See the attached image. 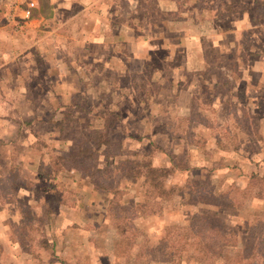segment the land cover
<instances>
[{
    "label": "rangeland",
    "instance_id": "obj_1",
    "mask_svg": "<svg viewBox=\"0 0 264 264\" xmlns=\"http://www.w3.org/2000/svg\"><path fill=\"white\" fill-rule=\"evenodd\" d=\"M29 1L37 6L25 18ZM52 2L67 5L53 9L50 0H0V24L6 23V12L16 22L0 27V65L7 67L0 86H6L9 98L24 90L23 95L31 93L39 121L55 116V128H50L57 139L47 143L41 136L31 138L46 162L52 154L68 155L80 145L93 150L96 139H108L125 154L106 158L102 150L107 146L101 145L94 166L108 167L119 158L168 164L173 158L195 169L174 172L166 181L169 191L160 214L143 211L135 217L133 209L114 207L111 211L120 219L110 218V194L93 191L88 184L92 179L80 181L78 172L63 171L57 178L33 183L34 196L44 199V185L61 182L52 200L70 198L93 215L86 224L95 229L101 264H201L196 260L198 244L189 242L186 252L169 256L160 243L166 226L185 225L196 213L215 214L225 221V230L235 232L236 246L211 244L223 250V260L212 258L214 264H225L249 235L263 262L264 198L255 192H264V0ZM16 34L21 44L11 48ZM34 40L39 42L31 60L19 64L12 58ZM57 56L68 65L59 77L53 76L60 72ZM34 72L31 81L28 75ZM8 124H0V133ZM42 124L25 125L22 131L44 132ZM26 142L22 139L16 151L30 164V152L21 149ZM16 151L10 153L18 156ZM0 156L5 173L8 160L1 148ZM206 165L219 169L211 172ZM120 187L118 200L127 206L143 197L140 181L124 178ZM201 199L221 205H205ZM55 206L33 211L41 214ZM36 230L23 225L13 231L25 242ZM211 232H202V237L209 238ZM77 235L65 232L58 244L75 245L80 242ZM171 238L173 251L182 248L181 235ZM82 260L88 259L83 255Z\"/></svg>",
    "mask_w": 264,
    "mask_h": 264
},
{
    "label": "crops",
    "instance_id": "obj_2",
    "mask_svg": "<svg viewBox=\"0 0 264 264\" xmlns=\"http://www.w3.org/2000/svg\"><path fill=\"white\" fill-rule=\"evenodd\" d=\"M52 1L53 0H50V2L53 4V9L62 8V6L67 5L65 2L54 3ZM4 19H6V23L3 22L0 24V27L2 28H5L6 25H8L7 23H16L15 20L10 17L8 12H6ZM15 38V44L9 43L11 48H17L18 45L21 44V41H19L20 36H17L16 34ZM38 42L39 40L32 41L25 49V52L14 54L12 58L16 57V60L19 64H22L26 59L31 60L34 55L32 51L35 49V46L38 44ZM12 52L15 53V50ZM2 56H4V53H1L0 51V58H2ZM56 59V63L60 72L53 74V76L59 77L62 76L61 72H64V70L68 68V65H66L64 61L61 62L59 60V56H57ZM5 65V63L0 65V85L3 84L1 76L6 75L7 67ZM131 70L133 71V69H130V71ZM28 76H30L31 81H33L35 78V72L30 73ZM6 77L7 75L4 78L5 80ZM4 87L6 86H0V124H9L6 126V128L2 129L0 133V148L3 150V153L6 152V161L8 160V166L5 173H3L0 169V177L7 176L11 165L17 164L21 167L22 173L25 174V177L32 182V187H20L17 191V199L21 201L23 200V203L31 210L30 217H28L30 219L29 223L25 222L24 218L21 216L16 202L0 200V264H101L98 262L99 248L96 246L93 238L95 229L93 230V228L88 227L86 224V222L91 217H93V215H88L86 212H83V208L79 206V204L74 205L70 198L66 197L67 200L59 199L55 202L52 200L51 194L54 193V191H58L57 187L61 186V182L57 181V185L55 183H46L42 190V192L46 194L45 196H47L44 199H37L34 196L33 183L36 185V182H39L40 180L48 181L51 179L46 178L38 172L40 163L42 161L46 162V160L44 159L45 154L42 150H40L41 154H38L40 151L37 149L38 147L35 146L34 141L35 139L37 140V138H39L38 136H41L42 140H45L47 143L50 141V138H56V133L54 130L56 125L55 116H51L47 119L42 118L41 121H39V119H37L38 111H35L38 107L33 105V100L30 96L31 93L29 95H23V93L27 92L24 90L22 94L18 92L17 96L13 95L9 98ZM181 94L187 95V90L181 89ZM33 107L35 109L30 110V108ZM22 108H26L24 109V114L21 112ZM36 122H41L43 123L42 125H45L44 132L29 131L27 133L26 130L22 131L26 127L25 125L31 126L36 124ZM51 125H54V128L53 126L50 128ZM31 138H33L34 141H32ZM22 139H28V142H26V144L21 149H25L24 154L25 152H30L28 154L29 157H32V162L30 164L22 162L21 158L19 157L22 153L16 151V147L18 146L17 144L22 141ZM35 149L38 150L36 151L38 153H31ZM11 150L16 151L18 156H16V154L12 155V153H10ZM55 151L56 150H54V152ZM151 162L153 163V159ZM169 164L170 162L168 164H157L156 166H168ZM1 166L3 167L2 162H0V167ZM206 167H210V165H206ZM217 169H213L211 172ZM67 172L77 171L70 170ZM79 178L80 181L86 180V178L80 177V175ZM88 184H90L92 190L98 194L103 191L101 189H97L92 183ZM67 188H63L64 191H68L69 189ZM54 203L56 204L54 208L51 207V210H43L41 211V214L37 213L38 211H33L34 207L47 208ZM60 213L62 215H60ZM43 214L47 219H44V217L40 218V216H43ZM134 214L135 217H137V215L139 216L141 213ZM24 222L25 225H29V227H32V229H37V232L30 233L29 238L27 237L25 242H23L17 233L13 231L15 227L23 226ZM65 232L69 234L70 237H72L73 234H78L75 237L80 241L77 243L78 245H74L72 243L58 244L57 239ZM37 245L40 247L34 250L33 248H35ZM82 253L84 257L88 259L87 261L82 260Z\"/></svg>",
    "mask_w": 264,
    "mask_h": 264
},
{
    "label": "trees",
    "instance_id": "obj_3",
    "mask_svg": "<svg viewBox=\"0 0 264 264\" xmlns=\"http://www.w3.org/2000/svg\"><path fill=\"white\" fill-rule=\"evenodd\" d=\"M61 126V125H60ZM61 130V127H60ZM96 149H90L88 147L80 145L79 148L68 155L52 154L47 162H41L38 168L39 174L46 178L57 177L62 171L75 170L79 173L80 177L92 179V183L97 189H101L110 193L111 197L108 204V214L113 219H120V215H117L115 211H111L114 207H120L121 209L134 210L142 213L143 211H155L162 213L165 209L163 202L167 201L168 187L166 181L174 172H184L195 167L190 168L188 164L180 165L177 160L173 158L168 166H156L151 161H140L132 158H119L115 160L112 165L108 167H97L93 165V159L98 156V147L101 145L107 146L102 150V154L107 158L109 156H122L125 154L122 149L116 148V143L109 141L108 139L95 140ZM37 147V144L35 143ZM38 148H40L38 146ZM228 167V166H227ZM210 170H213L211 168ZM209 173V171H208ZM253 175L251 176V178ZM129 178L132 181H140V185L143 187V197L141 200L134 202L132 205H126L121 203L118 199L122 196L121 182L122 179ZM20 187H32V182L25 177L22 173V169L17 164H12L7 176L0 177V200H9L17 203L18 210L25 222L29 223L30 210L21 200L17 199V191ZM226 194V193H221ZM255 196L258 198H264V192L262 189L255 192ZM201 198V197H200ZM198 201V200H196ZM200 203L209 205L213 201L209 199H201ZM114 204V205H113ZM231 206H235L234 203H230ZM214 206L221 205L218 202H213ZM122 216V215H121ZM125 215H123L124 217ZM28 218V219H27ZM24 222V226H25ZM204 225L206 226L205 229ZM228 229L225 221L215 214L211 213H196L193 214L189 222L185 225H168L165 227V237L161 239L160 243L166 248V252L169 256L175 253L186 252L190 248L187 244L190 242L192 245L198 244L201 250L199 258L196 260L201 264H214L212 260H223L222 252L211 247V244L217 245L219 248L225 246L234 247L236 241L234 240L235 232L227 231ZM175 230V231H172ZM212 231L209 238L202 237V232L206 233ZM227 234H226V232ZM250 234V231L248 232ZM176 234L183 238L181 241L182 248L173 251L171 245L173 242L171 235ZM220 235L226 234L223 237ZM232 235V238H229ZM200 237H202L200 239ZM252 235H249L248 242L241 247V249L232 256L227 258L225 264H264L259 260V256L256 253V243L251 241ZM192 256L188 255V258ZM264 257V254H263Z\"/></svg>",
    "mask_w": 264,
    "mask_h": 264
},
{
    "label": "built area",
    "instance_id": "obj_4",
    "mask_svg": "<svg viewBox=\"0 0 264 264\" xmlns=\"http://www.w3.org/2000/svg\"><path fill=\"white\" fill-rule=\"evenodd\" d=\"M35 7V4L33 1H29L26 5V8L23 10V17L28 18L32 15V10Z\"/></svg>",
    "mask_w": 264,
    "mask_h": 264
}]
</instances>
